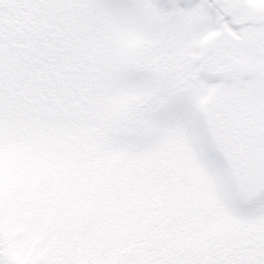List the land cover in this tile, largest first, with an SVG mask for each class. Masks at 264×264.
Masks as SVG:
<instances>
[{
  "label": "snow or ice",
  "instance_id": "obj_1",
  "mask_svg": "<svg viewBox=\"0 0 264 264\" xmlns=\"http://www.w3.org/2000/svg\"><path fill=\"white\" fill-rule=\"evenodd\" d=\"M0 264H264V0H0Z\"/></svg>",
  "mask_w": 264,
  "mask_h": 264
}]
</instances>
